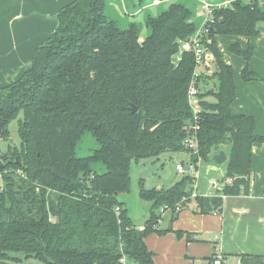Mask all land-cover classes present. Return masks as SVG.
<instances>
[{
	"label": "trees",
	"instance_id": "trees-1",
	"mask_svg": "<svg viewBox=\"0 0 264 264\" xmlns=\"http://www.w3.org/2000/svg\"><path fill=\"white\" fill-rule=\"evenodd\" d=\"M106 4L73 0L61 8L54 30L34 48L30 67L1 88L0 142L8 141L10 123L19 114L22 118L19 149L9 146L7 154H0V264L21 261L11 254L43 264H122V258L127 264H154L144 239L169 231L158 229L157 211L170 208L174 217V207L190 195L192 175L165 190L141 189V199L151 203L141 231L116 200L127 190L132 161L188 153L184 145L192 115L187 90L195 64L193 54L180 45L197 30L192 12L173 1L156 16L147 15L149 32L139 41L136 24L119 28L106 16ZM263 24L264 8L236 0L214 8L208 26L206 46L214 57L217 86L199 89L196 137L204 161L228 146L225 178L234 180L224 186L223 196L249 193L251 147L264 138L255 134L252 117L231 112L233 69L222 61L215 36L257 37ZM228 49L246 63L251 59L250 47ZM241 78L255 79L247 66ZM84 132L99 148L76 157ZM93 162L105 171L94 173ZM48 191L57 192L55 205L47 200Z\"/></svg>",
	"mask_w": 264,
	"mask_h": 264
},
{
	"label": "crops",
	"instance_id": "crops-1",
	"mask_svg": "<svg viewBox=\"0 0 264 264\" xmlns=\"http://www.w3.org/2000/svg\"><path fill=\"white\" fill-rule=\"evenodd\" d=\"M72 1L0 0V97L3 95L1 88L19 78L30 67L34 48L45 41L54 30L58 11ZM171 1L175 0L165 2ZM162 2L152 1L148 6H158L161 9ZM222 2L218 0L214 5ZM139 3L141 5V0ZM131 5L135 7L133 2ZM106 8L108 3L105 10ZM193 23L196 28L200 27L197 26V21ZM260 36L264 37L262 33ZM260 36L257 37L261 38ZM219 37L215 36V43ZM229 37L227 48L231 45H237L242 50L250 47L249 43L247 47L240 46L238 42L240 37ZM246 39L249 42L251 38L246 37ZM211 61L214 63L213 56ZM222 61L233 69L235 100L230 107L231 112L252 117L255 122V134L264 138V92L258 96L240 93L232 63ZM242 62L239 72L241 81L250 88L258 84L259 88L264 90L262 82L264 74H257L255 70L250 69L255 79L244 81L241 78L245 66L248 68L249 64L254 62L253 55L248 63L243 58ZM214 72L215 68L213 69L210 64L209 71L205 70L202 76H210ZM224 177L225 166L221 179L223 180ZM197 192V199L187 201L174 217L169 212L163 214L158 229L169 230L166 234L151 233L144 239L146 248L153 254V263L209 264L213 255L219 254L222 257V264H262L264 142L254 143L251 147V175L247 195L223 196L222 191L209 188L205 190L197 188ZM135 226L143 225L135 224Z\"/></svg>",
	"mask_w": 264,
	"mask_h": 264
},
{
	"label": "rangeland",
	"instance_id": "rangeland-1",
	"mask_svg": "<svg viewBox=\"0 0 264 264\" xmlns=\"http://www.w3.org/2000/svg\"><path fill=\"white\" fill-rule=\"evenodd\" d=\"M152 1L159 0H141V5L139 0H108V8L105 10L106 16L114 21L117 26L121 29H126L130 23L136 24L138 27V39L142 41L149 30L144 25V19L147 17V14L152 16H156L163 10H166L171 2H162L161 9L160 7H149ZM206 2L218 8L221 4L229 2L227 5L232 4V2L236 0H220L222 3L215 4L218 0H175V2L182 3L187 6L192 12V21H197V26L202 24L204 20L208 17L206 5L202 2ZM240 1V0H239ZM132 2L135 4V7H131ZM148 9V10H147ZM147 10V11H145ZM134 14V15H133ZM252 37L249 42L246 37H240L239 44L240 46H249L251 48V52L253 55L254 62L249 64L248 70L253 69L257 74H264V37ZM229 36L221 35L216 41V48L219 52V55L222 60L230 61L234 68V77L238 80V91L240 93H250L252 95H260L264 90L260 89V85H255L254 87H248L243 83L240 79L239 72L241 69L242 58L239 55L233 54L228 51L227 45L229 43ZM249 48V47H248ZM210 53V52H209ZM211 54V53H210ZM212 55V54H211ZM178 56L174 57V61L177 60ZM211 66L213 69L215 68V62L211 61ZM204 66L198 65L196 67V73L201 76L200 82H198L199 89L202 92H206L213 87L217 86V79L210 76H202L204 73ZM264 83V81H262ZM1 95V94H0ZM210 100V99H209ZM22 115L19 114L18 118L12 121L9 125V139L8 141L0 142V154H7L9 151V146L15 147L17 150L19 149L20 140L18 138V121L21 120ZM99 145L97 141L92 137L89 132H84L81 134L80 138L76 142L75 146V156L76 157H88L90 156L94 150H97ZM223 151L227 157L228 146L222 145L217 150H213L212 155H216L218 152ZM189 152H179V153H170L166 152L157 157H149L140 159L137 161H132L128 171V185L127 190L122 191L116 195V200L123 204V208L127 212V216L133 220L134 224L143 225L144 222L148 219L151 203L141 199L140 190H165L170 186H173L175 183L179 182L184 176H193L194 181L187 189H190V195L192 190L195 189V185L197 188H201L205 190L206 188H210L209 181L210 180H222V172L225 164L219 166L216 165L211 160L204 161L202 159L197 160V165L195 164V172L190 175V173L185 172L180 174L176 172V166L181 162L190 161ZM91 168L94 173L101 174L105 171L104 165L99 162L91 163ZM185 198L186 202L191 200L192 198ZM47 200L51 204H56L58 199V194L55 191L47 192ZM159 208L157 211L158 220L157 226L162 222L163 212ZM137 230H142V227H136ZM11 256L19 257L21 261L18 262H5L3 264H43L40 261L34 258L26 259L23 255L20 254H11Z\"/></svg>",
	"mask_w": 264,
	"mask_h": 264
},
{
	"label": "built area",
	"instance_id": "built-area-1",
	"mask_svg": "<svg viewBox=\"0 0 264 264\" xmlns=\"http://www.w3.org/2000/svg\"><path fill=\"white\" fill-rule=\"evenodd\" d=\"M202 2L206 5L208 17L206 18V20H204V22L200 25V27L197 28V30L193 33V35L189 38V40L183 42L180 45V49L182 51L191 52L194 57L195 69L193 71V77H192L191 83L187 90V104L191 111L192 124L188 126L187 128L188 134H187V138L185 140L184 146L186 150L189 152V154H191L192 156L195 155L197 159H199V156H198V147H197L198 141L196 137V131L198 130L197 121H198V113H199L200 108H199V101H198L199 85H197L196 83H198L197 78H199L200 75L196 73V67L202 64L205 70L209 71V65L211 63L212 55L207 50L206 44L209 43L208 26H209V23L211 22L212 11L215 8L214 6L207 4L204 1ZM240 2L243 4L245 3L252 4L256 2L260 7L264 8V0H240ZM228 3L229 2L221 4L220 6H218V8L230 6L231 4L227 5ZM195 164L197 165V162H191V161L181 162L180 164L176 166V172L180 174L185 173L186 172L185 165H186L187 172L190 173L191 175L192 173L195 172ZM233 180L234 178L224 177L223 180H219V181L210 180L209 185L211 188L219 192V191H222L225 185L231 184ZM196 197H198V192H197V187L195 185V189L192 190L190 198L194 199ZM183 201H185V199H183L179 204H177L174 207L173 211L175 213H178L182 209L181 206H182ZM118 212H119V208H116L115 213L118 214ZM161 212H163V214L166 212H169L171 214V209L162 208ZM121 262L122 264H127L125 258H122ZM209 264H222V257L219 254L213 255ZM262 264H264V258L262 259Z\"/></svg>",
	"mask_w": 264,
	"mask_h": 264
},
{
	"label": "water",
	"instance_id": "water-1",
	"mask_svg": "<svg viewBox=\"0 0 264 264\" xmlns=\"http://www.w3.org/2000/svg\"><path fill=\"white\" fill-rule=\"evenodd\" d=\"M258 31L264 35V25L258 27ZM131 112H132V113H135V112H136V108H135V107H132ZM3 158L6 159L7 156H6V155H3ZM226 160H227V157H226V155H225V153H224L223 151L218 152L216 155H214V156L212 157V161H213L216 165H219V166L225 164ZM2 167H3V165H0V169H1ZM185 171L187 172V166H186V165H185ZM6 220H7V216L4 215V214H2V220H1V222H2V223H5Z\"/></svg>",
	"mask_w": 264,
	"mask_h": 264
}]
</instances>
